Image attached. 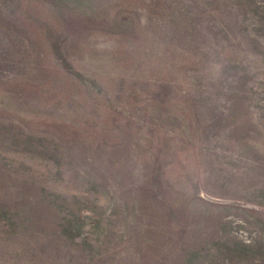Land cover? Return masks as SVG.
<instances>
[{
	"label": "rangeland",
	"instance_id": "obj_1",
	"mask_svg": "<svg viewBox=\"0 0 264 264\" xmlns=\"http://www.w3.org/2000/svg\"><path fill=\"white\" fill-rule=\"evenodd\" d=\"M0 264H264V0H0Z\"/></svg>",
	"mask_w": 264,
	"mask_h": 264
}]
</instances>
